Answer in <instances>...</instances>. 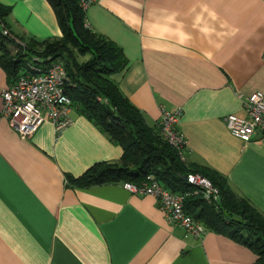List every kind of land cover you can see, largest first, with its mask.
<instances>
[{"label":"crops","instance_id":"1","mask_svg":"<svg viewBox=\"0 0 264 264\" xmlns=\"http://www.w3.org/2000/svg\"><path fill=\"white\" fill-rule=\"evenodd\" d=\"M0 2L11 6L13 35H62L49 0ZM85 23L123 49L128 63L111 78L147 122L181 108L185 162L225 178L264 214V137L244 141L225 119L245 116L242 95L264 89V0H98ZM10 84L0 63V264H255L248 246L194 234L124 182L71 185L67 175L119 161L123 147L76 109L60 132L46 120L22 137L3 113Z\"/></svg>","mask_w":264,"mask_h":264},{"label":"trees","instance_id":"2","mask_svg":"<svg viewBox=\"0 0 264 264\" xmlns=\"http://www.w3.org/2000/svg\"><path fill=\"white\" fill-rule=\"evenodd\" d=\"M56 12L62 35L43 40H25L12 52L15 39L9 29L10 5L0 2V63L11 84L32 62L43 68L61 60L68 72L66 93L72 109L81 111L123 147L119 161H99L79 176L67 175L71 185L89 186L108 182H139L154 174L166 187L179 192L192 191L185 210L201 221L207 230L225 234L257 254L255 264H264V214L248 199L236 195L225 178L210 169L190 166L179 151L150 125L143 112L121 91L111 74L123 70L128 60L114 41L92 31L85 23L86 11L80 0H49ZM38 56L43 60L33 59ZM200 172L220 189V199L209 201L183 175Z\"/></svg>","mask_w":264,"mask_h":264},{"label":"built area","instance_id":"3","mask_svg":"<svg viewBox=\"0 0 264 264\" xmlns=\"http://www.w3.org/2000/svg\"><path fill=\"white\" fill-rule=\"evenodd\" d=\"M95 1L98 0H80V4L86 11ZM4 32L25 46V42L13 36L8 28H5ZM33 59L43 60L38 56ZM28 65L29 68L21 72L12 84L2 89L3 113L24 138L31 136L46 120L53 123L58 133L73 121L70 116L72 102L65 88L66 81L69 80L67 69L59 59L52 60L46 68L32 62H28ZM242 99L246 115H226L228 128L233 135L244 141H249L257 135L264 137V89L242 95ZM161 110L158 122L160 133L179 151L185 161L184 148L187 138L177 127L181 108L162 107ZM186 180L194 186L195 193L201 191L207 200L220 199L219 187L204 174L189 172ZM124 184L133 193L154 195L171 221L196 235L206 232L205 225L185 210V199L192 191H174L166 187L154 174H148L139 182L127 181Z\"/></svg>","mask_w":264,"mask_h":264},{"label":"rangeland","instance_id":"4","mask_svg":"<svg viewBox=\"0 0 264 264\" xmlns=\"http://www.w3.org/2000/svg\"><path fill=\"white\" fill-rule=\"evenodd\" d=\"M9 30H10V29H9ZM11 33H12V32H11ZM12 35H13V33H12ZM13 36L18 37L19 39H21L22 41L25 42V46H23V45H21L20 43H18V42L15 41V43H14L13 45H15V47H16V52H17V49H18L19 46L23 47V48H24L23 50H25L26 48H27V50H28V47H29V46L26 45V41H25L23 38H21V37H19V36H17V35H13ZM11 37H12V36H11ZM12 38H13V37H12Z\"/></svg>","mask_w":264,"mask_h":264},{"label":"water","instance_id":"5","mask_svg":"<svg viewBox=\"0 0 264 264\" xmlns=\"http://www.w3.org/2000/svg\"><path fill=\"white\" fill-rule=\"evenodd\" d=\"M183 178H184V179H186V176H185V175H183Z\"/></svg>","mask_w":264,"mask_h":264}]
</instances>
